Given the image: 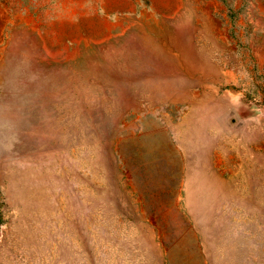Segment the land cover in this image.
Here are the masks:
<instances>
[{"label":"rangeland","instance_id":"rangeland-1","mask_svg":"<svg viewBox=\"0 0 264 264\" xmlns=\"http://www.w3.org/2000/svg\"><path fill=\"white\" fill-rule=\"evenodd\" d=\"M0 264H264V0H0Z\"/></svg>","mask_w":264,"mask_h":264}]
</instances>
